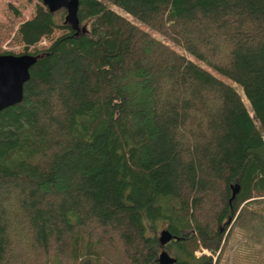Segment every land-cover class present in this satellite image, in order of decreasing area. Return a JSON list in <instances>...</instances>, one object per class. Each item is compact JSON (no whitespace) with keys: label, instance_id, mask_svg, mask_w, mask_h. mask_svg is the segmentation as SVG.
<instances>
[{"label":"trees","instance_id":"trees-1","mask_svg":"<svg viewBox=\"0 0 264 264\" xmlns=\"http://www.w3.org/2000/svg\"><path fill=\"white\" fill-rule=\"evenodd\" d=\"M77 1L78 29L37 4L13 34L26 49L64 29L0 109V264H158L163 228L172 264H211L194 251L218 257L226 227L260 243L264 0ZM58 89L48 141L34 116ZM93 148L96 167L79 159ZM193 151L202 188L181 172Z\"/></svg>","mask_w":264,"mask_h":264},{"label":"rangeland","instance_id":"rangeland-1","mask_svg":"<svg viewBox=\"0 0 264 264\" xmlns=\"http://www.w3.org/2000/svg\"><path fill=\"white\" fill-rule=\"evenodd\" d=\"M98 1L104 2V0ZM37 4L41 5V2L39 0H0V53H32L34 50H41L45 48L52 39L64 32V29L56 28L49 37L42 38L35 45L28 46L26 49L23 44L15 41L13 34L18 24L33 16L35 5ZM64 13V9L62 8L54 12L55 18L58 19L57 21L59 24L62 23ZM218 77L226 83L231 84L237 90L249 114L252 115L240 88L237 85L232 84L230 81L223 79V77ZM64 94L63 89L49 91L46 93L40 99L41 112L34 116L39 134L45 137L48 141H53L62 135L58 121H60L61 117L67 112V108H65L62 101V96ZM104 96L105 93L101 95V97ZM96 98L98 99V97ZM261 136L264 139L263 131H261ZM192 155L194 161L193 166L190 169L182 170L181 172L187 175L189 179L192 178L194 180L195 187L202 188L204 186V179L196 170V166L203 158V154H198L193 151ZM144 157L148 158V153L144 154ZM79 159L94 167L99 165L101 162V156L95 148L89 151L86 155L79 157ZM162 163H165V161L160 162V164ZM34 168L37 172L41 173L49 170V166L46 163L37 164ZM68 178L66 179L68 185H80L79 181L75 178H71L69 180ZM157 235L158 232L156 233V236ZM221 243L222 246L218 257H216L217 252L215 254H211L205 249H197L194 251V254L197 256L200 254L212 256L211 264H264V237L260 243L253 244L249 240L248 234L245 231L236 227H226V229L223 230ZM164 249L170 253L166 247Z\"/></svg>","mask_w":264,"mask_h":264},{"label":"water","instance_id":"water-1","mask_svg":"<svg viewBox=\"0 0 264 264\" xmlns=\"http://www.w3.org/2000/svg\"><path fill=\"white\" fill-rule=\"evenodd\" d=\"M40 2L51 13L61 8L64 9L62 23L74 30L79 28L77 0H40ZM35 58V55L31 53H0V109L21 100L22 85L28 79V69L34 63ZM236 191L237 186L233 187L232 195ZM170 240H174V237L165 228L159 230L157 242L161 249L156 257L158 264H172L175 261V258L162 248Z\"/></svg>","mask_w":264,"mask_h":264}]
</instances>
